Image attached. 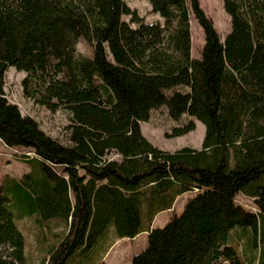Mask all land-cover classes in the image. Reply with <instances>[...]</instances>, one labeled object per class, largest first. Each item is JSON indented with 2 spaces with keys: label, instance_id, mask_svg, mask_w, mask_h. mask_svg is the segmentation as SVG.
Wrapping results in <instances>:
<instances>
[{
  "label": "trees",
  "instance_id": "1",
  "mask_svg": "<svg viewBox=\"0 0 264 264\" xmlns=\"http://www.w3.org/2000/svg\"><path fill=\"white\" fill-rule=\"evenodd\" d=\"M148 1L164 23L126 0H0V140L33 152L23 177H0V264H35L31 234L38 264H69L112 226L118 239L148 234L133 264H264V0H222L224 40L199 0ZM190 4L205 32L199 58ZM12 66L27 73L28 98L70 112V143L9 100ZM160 107L180 122L167 137L196 129L185 116L203 122L202 148L155 146L141 123Z\"/></svg>",
  "mask_w": 264,
  "mask_h": 264
},
{
  "label": "rangeland",
  "instance_id": "2",
  "mask_svg": "<svg viewBox=\"0 0 264 264\" xmlns=\"http://www.w3.org/2000/svg\"><path fill=\"white\" fill-rule=\"evenodd\" d=\"M201 7L204 9L207 16L218 29L222 39L231 30V18L225 11L222 0H199ZM126 2L145 18L147 22H161L165 19L160 13H155L148 0H126ZM191 8V23L193 34V57L199 58L201 50L205 44V32L199 24L192 6ZM123 19L129 20L128 16H123ZM138 24H134L137 26ZM79 52L91 56L92 48L81 39L77 45ZM25 71H20L16 67H10L6 72V95L13 103L18 104L23 114H27L36 119L41 128L51 137L58 139L64 144L70 143L69 130L67 126L71 123V114L64 108L51 110L46 106L37 104L33 99L28 98L22 87V80L26 77ZM193 119L196 123V129L188 134L167 137V132H172L173 127L180 124L170 118L166 107H160L153 110L149 121L141 123L144 135L157 147L175 151L182 147L202 148L203 140L206 133V126L203 122L196 118L185 116L182 122H187ZM30 149L16 148L11 149L7 146H0V177L9 174L15 178H21L28 173L31 168L26 160H23L24 151ZM32 151V150H30ZM197 192H187L181 195L175 205V209L161 212L157 215L153 227L162 228L170 221L174 215L180 214L186 202ZM237 201L249 209L256 210L254 200L251 197L239 194ZM30 223L28 219H25ZM54 231L63 233L64 226L54 228ZM49 235V245L53 243ZM148 245V234L143 232L137 237L118 239L115 228L112 226L98 241V243L86 250L78 251L72 258L69 264H133V259L136 254L144 250ZM29 247L33 262L38 264L41 261V251L36 246L35 237L33 234L29 236ZM29 250V251H30ZM28 252V247H27Z\"/></svg>",
  "mask_w": 264,
  "mask_h": 264
},
{
  "label": "built area",
  "instance_id": "3",
  "mask_svg": "<svg viewBox=\"0 0 264 264\" xmlns=\"http://www.w3.org/2000/svg\"><path fill=\"white\" fill-rule=\"evenodd\" d=\"M11 149H14V148H11ZM22 154H26V155H29V156H33V152H31V151H24V153H22ZM196 190L198 191V189H196Z\"/></svg>",
  "mask_w": 264,
  "mask_h": 264
},
{
  "label": "crops",
  "instance_id": "4",
  "mask_svg": "<svg viewBox=\"0 0 264 264\" xmlns=\"http://www.w3.org/2000/svg\"><path fill=\"white\" fill-rule=\"evenodd\" d=\"M0 146H4L5 147L6 145L0 140ZM198 149H200V148H198Z\"/></svg>",
  "mask_w": 264,
  "mask_h": 264
}]
</instances>
